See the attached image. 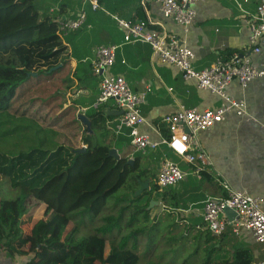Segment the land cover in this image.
<instances>
[{
	"label": "trees",
	"instance_id": "trees-1",
	"mask_svg": "<svg viewBox=\"0 0 264 264\" xmlns=\"http://www.w3.org/2000/svg\"><path fill=\"white\" fill-rule=\"evenodd\" d=\"M65 12L62 5L58 14L62 17ZM87 26L88 21L81 29L73 31L67 40H62L57 20L41 15L34 0H0V119L6 118L13 123L14 120L22 121L44 93V103L52 111L56 110L57 117L66 115V132L80 133L76 146L66 142V145L49 148L41 143L19 154L0 149V176L7 178L11 187L21 192L15 200L0 201V258L4 256L10 261L23 258L25 264H141L138 236L143 230L137 229L120 237L113 235L128 207L123 208L118 217H106L104 225L96 230L81 253L74 245L80 227L69 229L74 218L70 217L72 213L82 210V215H100L108 199L126 184L130 175L141 169L138 156L131 165L125 157L117 160L110 156L111 146L94 143L96 131L111 132L107 122L113 116L108 115L104 107L86 111L94 132L90 135L77 118V101L67 97L75 82L77 89L93 90L100 81L93 72L91 61L85 60L86 50H79L75 44V39ZM72 58L77 60V67L73 78L64 82L65 93H61L54 78L66 69ZM231 58V52L224 55V60ZM40 82L42 85L49 83L45 86L46 92L36 88ZM58 96H64L66 102L54 103ZM68 127L74 129L69 131ZM160 127L167 135L169 131L162 121ZM66 140L69 141L67 134ZM84 146L85 151L78 153ZM171 193L172 189L161 192L152 184L150 190L128 203L129 206H140L145 212L144 220L148 222L146 208L149 203L155 198L166 202ZM36 208L44 210L42 217L37 216ZM134 220L128 225L133 226ZM180 220L184 221L183 225ZM180 220L176 222L183 227L182 242L190 245L192 232H197L196 237L202 241L206 254L203 264H253L248 247H228L226 239L232 232L215 236L202 219L201 223L193 224L185 223V218ZM110 234L112 238L108 237ZM198 251L188 249L181 260L187 264Z\"/></svg>",
	"mask_w": 264,
	"mask_h": 264
},
{
	"label": "crops",
	"instance_id": "crops-1",
	"mask_svg": "<svg viewBox=\"0 0 264 264\" xmlns=\"http://www.w3.org/2000/svg\"><path fill=\"white\" fill-rule=\"evenodd\" d=\"M140 1L100 0L102 9L99 10H93L89 4L81 0H46V4L42 6L39 3L38 7L43 9V15L55 20L60 17L58 13L62 5L66 10L62 17L69 21L75 19L79 11H86L88 26L75 39V44L79 50L83 48L86 50L85 60L91 61L96 47L122 45L124 42V32L112 15L132 21L146 18ZM238 1L241 7L235 3V0H205L197 4L196 20L188 30L177 25L172 19H165L158 5L151 4L149 9L154 18L163 22L170 33L176 34L194 52V66L197 70L205 69L220 57L224 59V55L229 52L232 53V58L236 55L249 58L254 66L261 67L264 63V45L261 42L258 44L261 48L259 54L255 53L250 45V22L256 12L258 1ZM69 55H72L71 48ZM76 67L77 60L72 58L67 64L68 78H73L72 74ZM111 74L123 76L135 92H141L148 86L152 88V93L142 107L148 124L142 126L140 131L148 134L154 141L161 140L155 130H159L164 137L169 136V132L167 135L162 133L161 121L166 115L176 113L181 106L215 109L222 104V99L218 95L198 89L195 80L185 81L175 67L163 65L153 56L151 48L146 44L123 45L118 51L117 62L111 69ZM71 86L67 97L71 96L77 101L78 114L95 102L99 94L100 81H97L93 90L77 89V82ZM227 91L235 98L246 100L249 115L239 117L232 113L226 116L222 123L198 134L200 144L213 161V171L204 174L201 181L193 174L189 175L179 185L171 188L172 193L166 202L155 198L160 205L165 204H163L164 208L175 212L177 220L185 218V223L188 224L197 221L201 223L199 221L202 219L190 212L191 208L200 206L208 197L226 196L225 191L215 182L218 176L226 179L233 189L264 199V130L262 128L264 79L253 80L247 89H243L235 81L229 85ZM104 110L108 115L113 116L108 122H117L119 117L112 113L116 110L110 103L104 106ZM110 133L115 142L113 149H116L121 157L134 160L138 156L141 160L142 155L148 159L149 166L146 168H142L141 160L138 178L142 181L150 180L151 185L155 184L167 149L161 147L157 151L136 152L129 138L117 135L112 130ZM169 156L172 160H178L174 155ZM182 167L191 171V167L184 163ZM228 217L232 218L229 215ZM183 222L181 221V225ZM227 239L229 248L232 245L248 247L252 252L253 264L264 260V246L256 242L252 232L241 230L237 235L232 232ZM25 262L26 259L23 258H17L15 261L6 258L2 260V264H25Z\"/></svg>",
	"mask_w": 264,
	"mask_h": 264
},
{
	"label": "built area",
	"instance_id": "built-area-1",
	"mask_svg": "<svg viewBox=\"0 0 264 264\" xmlns=\"http://www.w3.org/2000/svg\"><path fill=\"white\" fill-rule=\"evenodd\" d=\"M93 10L102 9L100 0H81ZM205 0H141L140 5L146 13L143 20H126L112 15L118 26L124 32L122 45L98 46L93 50L91 59L92 69L100 78L99 94L95 102L88 109L98 110L115 101L114 109L123 114L117 122H107L108 129L117 135L130 139L136 152L157 151L165 147L167 152L163 155L155 185L159 190L165 191L176 187L189 175L193 174L199 181L203 175L214 168L213 161L198 140V134L212 129L222 123L226 116L235 113L239 117L248 116L247 102L243 98L231 96L227 88L233 82H238L243 89H247L255 79H264V63L261 67L252 64L249 58L239 55L229 60L218 58L203 70L194 66V52L176 35L170 33L165 24L151 15L149 6L156 4L165 19H172L177 25L186 30L195 22V6ZM256 12L250 22V45L255 53H261L258 44L264 45V0H257ZM241 7V3L235 0ZM87 22L85 10L78 12L73 20L61 16L57 19L58 34L65 40L73 31L81 29ZM142 43L148 45L153 56L163 65L173 66L182 75L185 81L195 80L197 88L209 91L222 99V104L215 109H199L181 106L180 109L162 119V124L169 131L164 137L159 130L160 141H154L148 134L141 133L142 126L147 125L142 107L152 93L151 87L141 92H135L127 80L121 75L111 74L116 65L117 54L123 45ZM264 130V125H262ZM85 147V146H84ZM178 160H172L169 155ZM191 167L187 171L182 164ZM216 182L225 191L224 198L208 197L200 206L190 209L195 215L201 217L207 228L215 236H222L228 230L234 234L241 230L252 232L256 242L264 246V199L254 197L246 192L232 188L226 179L220 176ZM226 210H232L236 217L230 220ZM264 264V260L255 263Z\"/></svg>",
	"mask_w": 264,
	"mask_h": 264
},
{
	"label": "rangeland",
	"instance_id": "rangeland-1",
	"mask_svg": "<svg viewBox=\"0 0 264 264\" xmlns=\"http://www.w3.org/2000/svg\"><path fill=\"white\" fill-rule=\"evenodd\" d=\"M39 3L43 6L46 4V0H34L35 6L40 11V14L43 15L44 11L43 9H39ZM67 79V67L56 74L54 78V84L61 93H65L66 91L64 82ZM48 84L49 83H44L42 85V82H40L37 84L36 88L41 92H46L45 86H48ZM34 89L35 87L33 90ZM45 96L46 94L41 93V98L34 104L32 111L23 116L22 121L14 120L13 123L6 118L0 119L1 150L12 154H19L30 150L32 146L41 145V143L49 148H54L60 144L66 145V142L73 143L74 146L79 143L80 133L79 135L75 134V132L72 131L74 127H68L70 129L69 131H72V133L66 132V115L57 117L55 113L56 110L52 111L51 108L44 103ZM57 98L54 103L66 102V100L64 101V96H58ZM108 103L113 107L116 105L114 100H110ZM66 134L69 141L66 140ZM112 136L110 132L108 133L105 130L96 131L94 143L109 145L113 148L115 147V142ZM141 160L142 168L149 166V161L146 157L141 155ZM139 176L140 173L130 175L126 184L108 199L107 205L100 215L96 217L91 214L82 215V210L71 214L70 217L74 218H72L69 229L77 227L78 225V227H80L74 242L78 252L81 253L84 251L86 244L96 234V230L104 225V219L106 217H118L123 211V208L128 207V209L123 212L120 226L114 230L113 235L115 237H120L128 235L137 229L143 230L138 236L141 264H184V260L181 259L188 249L190 252H195L197 249H199V251L194 255V258H191L190 262H187V264H203L206 254L202 249V241H199L198 237H196L198 236L197 232L191 233L190 237L191 239L193 238V240L190 245L182 242L183 239L181 236L184 233L183 227H180L179 222H176L177 214L172 210L164 208V203L160 205L159 201L154 199L158 204H155L151 209H148V205L146 208V210L149 211L148 222H145V212L139 208L140 206H129V200L136 197L139 191ZM20 193L19 189L11 187L7 178L0 176V201L15 200L20 196ZM43 215L44 210H37L38 217H42ZM133 217L137 218V220L135 221ZM133 220V226H129L128 223ZM108 237L112 238V234L108 235ZM150 241H152V243ZM0 260L4 261V256H2Z\"/></svg>",
	"mask_w": 264,
	"mask_h": 264
},
{
	"label": "water",
	"instance_id": "water-1",
	"mask_svg": "<svg viewBox=\"0 0 264 264\" xmlns=\"http://www.w3.org/2000/svg\"><path fill=\"white\" fill-rule=\"evenodd\" d=\"M3 1H6V0H3ZM115 112H116V113H115ZM112 113H113L115 116H117V117H120V116L123 114L122 111H113ZM77 118H78V120L81 122L82 126H83L85 129H87L88 134L91 135V134L94 133L93 130H92V122H91L90 119L86 116L85 113H82V112L78 113V114H77ZM85 149H86V147H84L82 150H78L77 152H78V153L84 152ZM110 156L114 157V158L117 159V160H119V159L121 158V156L118 154V152H117L116 149H111V150H110ZM128 162H129V164L133 165V160L130 159ZM138 181H139V186H140V188H139L138 193L136 194L137 196H139V195H141L143 192L148 191V190L151 189V181H150V180L142 181L141 179H138ZM155 204H158V203H157L156 201L152 200V201L150 202V205H149V208H148V209H151ZM225 214L227 215V217H228V215H229V216H232V218H231V217H228L230 220H233V219L236 217L235 213H234L232 210H226V211H225Z\"/></svg>",
	"mask_w": 264,
	"mask_h": 264
}]
</instances>
